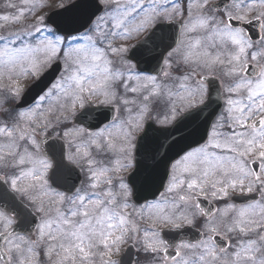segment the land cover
I'll return each instance as SVG.
<instances>
[{"label":"snow or ice","instance_id":"obj_1","mask_svg":"<svg viewBox=\"0 0 264 264\" xmlns=\"http://www.w3.org/2000/svg\"><path fill=\"white\" fill-rule=\"evenodd\" d=\"M100 4L80 28L45 23L35 0L2 6L13 11L0 14V32L12 26L0 34V264H115L126 243L132 264H264V0ZM57 61L17 104L22 82ZM133 61L166 79L131 86L144 71ZM91 102L110 114L85 111L89 126L69 127ZM146 120L175 129L150 150L145 133L138 152ZM185 225L195 239L161 231Z\"/></svg>","mask_w":264,"mask_h":264},{"label":"water","instance_id":"obj_2","mask_svg":"<svg viewBox=\"0 0 264 264\" xmlns=\"http://www.w3.org/2000/svg\"><path fill=\"white\" fill-rule=\"evenodd\" d=\"M222 2H223V0H222ZM77 5H79V6L77 7ZM97 7L98 6L96 5V0H82L81 2L77 3L76 5L68 8L64 11H62L61 13H58V14L56 13V14L52 15L49 21L56 22V23L71 22L73 27L80 28L87 22L88 18L90 16H92V14L94 12L97 11ZM246 27L249 28V34L255 38L257 36V32H258V26L253 24V25H246ZM141 68L144 69L143 72H154L156 69L154 65H139V70ZM90 110L101 111V110H94V109H88L87 111H90ZM79 117L76 119V122L77 123H83V121L79 120ZM174 129H175V126L172 128H164V129H158V128L155 129V127H153V126L151 128L149 127V128H147V131H146L147 137H148L147 140L152 139V138H158L159 141H163V137L160 135L161 132H163L165 130L172 131ZM190 130L191 129L177 131V132H175V136L173 138L174 139L179 138V139H181V142H183L184 132L190 131ZM151 131H154V133H152ZM202 132H203V130L201 129L200 134H202ZM144 136H145V134L142 137H144ZM197 138H199V136H197ZM145 142H146V140L143 141V147L145 146ZM150 143H153V141L152 142L150 141ZM150 145L151 144H149L147 147H149ZM147 147H145V149ZM140 148H141V142L139 143V149L138 150H140Z\"/></svg>","mask_w":264,"mask_h":264},{"label":"rangeland","instance_id":"obj_3","mask_svg":"<svg viewBox=\"0 0 264 264\" xmlns=\"http://www.w3.org/2000/svg\"><path fill=\"white\" fill-rule=\"evenodd\" d=\"M12 1H14L15 3H19L20 2V0H12ZM49 1L50 2H45L44 0H35V3L37 4V8L35 9L36 17L43 16L45 18V23H47V19L52 13L58 12V11H62L65 8L75 4L79 0H55V1L49 0ZM123 2H124V0H122V3ZM4 3H5V0H0V14L7 13L6 10H8V9H5L4 7H2L4 5ZM42 4L43 5H47V7H44L41 10L39 5H42ZM7 14H9V13H7ZM33 22H34L33 18H28V19H25L24 24H32ZM16 27L20 28V27H23V25H18ZM10 30H12V26H9L8 28H5L2 32L4 33V35H7ZM143 83H144V80L142 78L139 83L136 82V85L137 86H141ZM149 87H151V84H149ZM134 95H138V94H133L132 96H134ZM160 107L162 108L163 105H161ZM79 110L80 109H78L77 112ZM134 110H135V108H134ZM154 110H158V109H154ZM155 123H157V122H155ZM157 124L162 125L160 123H157ZM114 256H115V254H113L111 256L112 261L114 260ZM105 259H107V258H105ZM97 264H99V261H97Z\"/></svg>","mask_w":264,"mask_h":264},{"label":"flooded vegetation","instance_id":"obj_4","mask_svg":"<svg viewBox=\"0 0 264 264\" xmlns=\"http://www.w3.org/2000/svg\"><path fill=\"white\" fill-rule=\"evenodd\" d=\"M217 15H220V13H217ZM133 40H135V39H133ZM133 40H131V41H133ZM131 41H128V42H131ZM121 43H125L124 41H121ZM127 43V42H126ZM58 62V61H57ZM57 62H55V63H57ZM55 63H53L45 72H47L50 68H52V66L55 64ZM44 72V73H45ZM141 77H144V76H141ZM32 81H34L35 82V80H32ZM37 81V80H36ZM125 177H128V176H125ZM201 198H203V197H201ZM208 200L209 201H214V199H212L211 197H209L208 198ZM26 203H28L27 201H26ZM218 203H219V201H217V205H218ZM224 204H226V203H228V201H225V202H223ZM129 211L131 212L132 211V209H129ZM145 223H142L141 224V227H143V225H144ZM148 224V223H147ZM129 248V244H123L122 246H121V248H120V251H119V254H120V256L127 250ZM172 251H173V249H171ZM136 262L137 263H140V259L139 258H136ZM116 264H119V259H118V261H116Z\"/></svg>","mask_w":264,"mask_h":264}]
</instances>
